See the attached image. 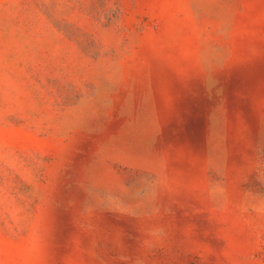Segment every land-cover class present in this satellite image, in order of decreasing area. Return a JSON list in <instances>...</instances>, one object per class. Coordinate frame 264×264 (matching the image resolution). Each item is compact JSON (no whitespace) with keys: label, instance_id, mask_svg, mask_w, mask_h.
<instances>
[{"label":"rangeland","instance_id":"1","mask_svg":"<svg viewBox=\"0 0 264 264\" xmlns=\"http://www.w3.org/2000/svg\"><path fill=\"white\" fill-rule=\"evenodd\" d=\"M0 264H264V0H0Z\"/></svg>","mask_w":264,"mask_h":264}]
</instances>
